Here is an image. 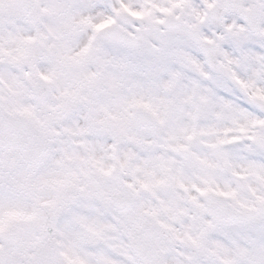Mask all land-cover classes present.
Returning a JSON list of instances; mask_svg holds the SVG:
<instances>
[{
    "label": "snow or ice",
    "instance_id": "snow-or-ice-1",
    "mask_svg": "<svg viewBox=\"0 0 264 264\" xmlns=\"http://www.w3.org/2000/svg\"><path fill=\"white\" fill-rule=\"evenodd\" d=\"M0 264H264V0H0Z\"/></svg>",
    "mask_w": 264,
    "mask_h": 264
}]
</instances>
